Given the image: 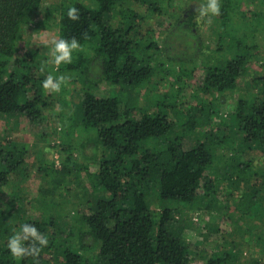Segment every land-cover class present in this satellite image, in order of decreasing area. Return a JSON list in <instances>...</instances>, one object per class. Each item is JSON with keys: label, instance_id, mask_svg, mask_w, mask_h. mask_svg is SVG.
I'll return each instance as SVG.
<instances>
[{"label": "trees", "instance_id": "trees-1", "mask_svg": "<svg viewBox=\"0 0 264 264\" xmlns=\"http://www.w3.org/2000/svg\"><path fill=\"white\" fill-rule=\"evenodd\" d=\"M43 1L0 0L1 118L20 116L35 125L49 119L51 93L41 86L45 75L41 74L40 52L31 47L21 52L25 30ZM173 3L169 0L167 8L163 6L170 11ZM245 3L221 0L220 15L215 16L220 25L214 34L225 45V57L221 62L213 57L218 62L208 63L202 83L185 89L183 78L191 68L181 62L176 70L172 63L168 66L166 50L150 28L155 15L165 14L160 0H71L50 7L47 17L58 16L57 38H75L81 45V50L73 52L72 63L60 65L52 74H68L70 82L82 84L81 99L74 103L78 105L75 118L78 126L94 130L95 141L106 154L90 162L97 166L94 176L88 174L89 189L95 195L92 211L73 208L69 218L62 213L57 223L47 216L54 205L48 199L44 207L39 196L51 200L55 195L65 196L67 188L60 187L67 173L64 163L51 171L39 167L53 187L42 190L31 203L17 185L5 205L0 199V264H193L190 244L170 224L196 210L223 211L226 207L217 193L223 186L239 191L237 199L230 201L235 217L244 218L255 207L264 225V0H252L248 11L242 10ZM72 6L79 10L78 21L67 18ZM143 23L148 25L144 31L139 29ZM179 26L190 29L186 24ZM50 69L45 71L50 73ZM157 77L159 81L172 77L171 87L178 88L154 96L151 106L143 108L138 90ZM103 81L120 91L129 90V100L122 103L117 97L96 94ZM198 94L202 98L187 111L177 105L178 97L194 99ZM230 96L234 99L231 124L241 144L254 150L253 155L242 152L236 158L237 141L218 135L221 124L213 120L212 106L227 104L221 100ZM136 110L142 112L140 119L132 117ZM178 125L195 136L193 147L184 149L179 138L158 142ZM18 145L0 147V192L13 185L15 177L26 179L28 153L20 152ZM224 149L229 153L222 155ZM85 150L91 153L92 146L86 145L84 154ZM64 151L69 153L68 160L75 158L72 151ZM154 189L161 205L158 214L148 201ZM27 206L40 212L39 219L26 218ZM66 219L71 225L60 235L57 226L60 220L67 223ZM25 223L45 234L48 245L36 258L16 259L7 249V239ZM221 260L208 259L205 264Z\"/></svg>", "mask_w": 264, "mask_h": 264}, {"label": "rangeland", "instance_id": "rangeland-1", "mask_svg": "<svg viewBox=\"0 0 264 264\" xmlns=\"http://www.w3.org/2000/svg\"><path fill=\"white\" fill-rule=\"evenodd\" d=\"M69 1L71 0H44L34 22L25 30L26 42L23 41L21 52L23 53L26 48L30 47L35 50L38 49L41 56L39 57L40 66L43 67L41 74H44L45 77L49 74L45 71L46 67L51 68L50 73L57 70L56 66L50 62L49 49L50 41L58 36V16L51 14L47 17V13L53 4L59 5L61 2L68 3ZM168 1L160 0V3H162L160 6H162L165 14L155 15L150 20V28L155 33L160 46L166 50L165 57L169 58L167 60L168 66L172 63L171 66H174L173 69L176 70L179 62H181L182 65L191 68L190 75L183 78L187 82V85L183 88H189L188 85H191V88L193 85L199 86L205 78L208 63L218 62L213 57L219 59L220 62L225 57V45L221 46L218 43V36L214 34L220 23L215 16L211 17V23L207 22V17L203 21L197 18L198 14L194 12V9L199 7L204 0H173L172 6L168 7L170 11L166 9ZM246 1L247 3L242 6L244 11L253 8L252 0ZM138 6H135V9L138 13H143ZM250 18L248 17L247 20H250ZM179 23L186 24L190 29L186 26H179ZM147 27L148 25L143 23L139 29L144 31ZM259 42H262L260 38ZM208 58L210 61H208ZM65 75L68 76V74ZM78 79L82 80V77H78ZM159 79V77L155 78L151 84L138 90V97L142 101L143 108L151 106L154 96L157 98L178 88L177 85L171 87L172 83L174 84L172 77H167L163 81H159ZM70 81L62 87L61 92L51 93L50 102L52 105L47 110L49 117L47 121L35 125L20 116L0 117V147L3 149L12 147L16 142L19 144L18 149L20 152L23 149L28 153L26 156L27 171L23 173L26 179L21 180V178L15 177L13 185L4 188L0 192L1 204L5 205L11 199V193L16 189V185L21 195L27 199V203H31L42 190L53 187L48 183L39 167L45 166L51 171L52 168L59 169L60 165L64 163L67 173L60 187H66L67 194L65 193L62 198H60L61 195H55L52 200L44 198L42 195L39 196L45 203L43 204L44 207L49 202L54 205L50 215L47 216L55 219L56 223L62 213H64V217L69 218L72 215L71 209L73 208H75V211L82 213L95 209V195L89 189L88 176H94L93 172L96 171L97 166L90 165V162L101 159L106 154L104 148L96 143L94 130L78 126L79 122L76 120L78 105L74 103L81 99L80 88L82 84L79 81H76V83ZM246 90L249 89L245 88ZM129 92L125 88L120 91L117 86L106 81L100 82L96 90V94L99 96H114L122 103L129 100ZM236 93L234 97L240 92L237 95ZM201 98V94H198L194 99L187 95L184 98L178 97L177 105L181 107L182 111H187ZM221 101L227 102V104L220 107L217 103H214L212 106L214 111L213 120L216 124H221L218 128V135L222 137L226 134L237 141L236 154L234 155L236 158L239 156L238 153L241 154L242 152L246 156L255 154L252 148L248 150L245 144H241L236 130L231 124L233 97L230 96ZM141 115L142 112L139 110L132 113L134 119H140ZM43 134H45L44 137H42ZM194 137L193 134L185 133L182 125H178L164 138L159 139L158 142L162 144L179 138L184 149H189L194 145ZM86 145L92 146L91 153L90 150H85L86 155L90 154L88 157L84 154ZM64 148L72 151L76 159L68 160L69 153L65 152ZM227 150L224 149L221 154H228ZM80 153L81 156H79ZM18 172L21 173V171ZM223 187H219L217 190L219 202L226 207L223 211L220 209V212L213 211L210 214H205L201 210L193 211L188 218L175 219L170 224L171 229L183 235L187 243L190 244L193 264H205L208 259H222L219 264H264V233L261 234L264 225L257 218V209L254 207L244 218H240V215L235 217L234 211L229 210L230 201L237 199L239 191L225 190ZM148 201L151 209L156 214L160 213L161 205L156 197L155 189L149 194ZM33 205L36 206V204ZM34 206H27V219H39L40 212ZM227 210H229L228 215L225 214ZM198 215L200 218H198ZM64 217H62V220ZM62 220L59 221L56 232L65 235L67 233L66 228L71 225V220L66 219L67 223L62 222ZM75 229L77 232L79 225Z\"/></svg>", "mask_w": 264, "mask_h": 264}, {"label": "clouds", "instance_id": "clouds-1", "mask_svg": "<svg viewBox=\"0 0 264 264\" xmlns=\"http://www.w3.org/2000/svg\"><path fill=\"white\" fill-rule=\"evenodd\" d=\"M220 0H204V2L194 12L199 20L220 15ZM67 18L72 21L80 19L79 10L72 6L67 10ZM81 50L79 41L75 38L71 40L64 38H54L50 41L49 56L51 63L59 69L62 64H70L73 60V52ZM71 77L64 74L54 75L49 73L42 81V88L50 93H59L62 87L67 85ZM48 245V238L32 224H21L18 230L7 239V249L13 258L21 259L26 257L36 258L44 247Z\"/></svg>", "mask_w": 264, "mask_h": 264}]
</instances>
